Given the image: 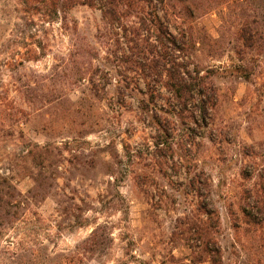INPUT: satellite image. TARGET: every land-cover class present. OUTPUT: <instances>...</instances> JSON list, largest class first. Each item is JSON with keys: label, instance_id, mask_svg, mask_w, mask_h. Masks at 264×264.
<instances>
[{"label": "rangeland", "instance_id": "obj_1", "mask_svg": "<svg viewBox=\"0 0 264 264\" xmlns=\"http://www.w3.org/2000/svg\"><path fill=\"white\" fill-rule=\"evenodd\" d=\"M242 3L186 21L196 63L214 69L217 120L231 130V144L219 148L197 129L189 138L163 102L159 114L171 121L160 137L151 112L144 116L154 106L138 102L143 85L122 113L107 99L71 104L80 93L74 73L60 67L71 46L61 21L29 19L22 0H0V167L37 202L36 215L9 231L13 243L3 240V264H210L194 261L204 246L191 184L199 171L210 177L219 212L222 264H264V216L240 210L242 190H261L250 168L255 158L264 167V103L232 72L243 65L234 51L245 15L261 30L264 7ZM69 15L80 37L95 42L100 11L76 6ZM259 58L249 66L261 83L264 47ZM256 143L254 155H244L243 145Z\"/></svg>", "mask_w": 264, "mask_h": 264}, {"label": "trees", "instance_id": "obj_2", "mask_svg": "<svg viewBox=\"0 0 264 264\" xmlns=\"http://www.w3.org/2000/svg\"><path fill=\"white\" fill-rule=\"evenodd\" d=\"M245 1L249 0H22V3L29 19L36 14L46 20L58 19L69 33L71 46L64 65L60 67L74 73L72 84L80 93L76 101L68 98L71 104L107 99L110 105L117 107V113H122L124 104L140 92L143 85L146 92L144 90L141 93L146 96L138 102L142 108L154 106L144 116L148 117L151 112V118L158 124L160 137L167 134L171 119L159 114L157 102L169 106L166 114L180 121L184 131L189 132V138L190 133L197 129L203 136L201 140L209 139L222 148L226 143L231 144L232 134L229 127L217 120L220 89L214 82V69H204L196 63L193 50L196 41L186 27V21H194L217 10L221 5H243ZM76 6L100 11L102 25L97 28L95 42L80 37L76 22L69 15ZM245 20L237 35L239 45L234 51L243 65L234 66L232 72L237 79L252 83L259 101L264 103V81L259 83L253 79L249 66L251 61L260 60L259 54L264 47V23L260 25L261 30L259 26L256 30L248 14ZM112 92L117 95L112 96ZM2 141L4 138L0 137ZM185 142L194 145V142ZM257 145L244 144V155L253 156ZM36 146L42 150V147ZM258 166L255 158L250 173L258 171L261 190L245 188L240 197H244L243 203H246V206L240 205V210L250 216L252 214V218L264 216V167ZM245 174L243 170L242 176ZM208 176L199 171L191 180L198 198V215L194 224L198 227L204 245L194 261L222 264L221 245L216 230L220 218ZM35 181L37 184L38 181ZM39 185L34 187V191L39 189ZM31 192L33 189L28 194L22 193L0 167V264L4 263L3 240L6 238V241L13 243L7 239L9 231L15 229L20 219L37 213V202L33 200ZM96 231L97 228L92 235Z\"/></svg>", "mask_w": 264, "mask_h": 264}]
</instances>
